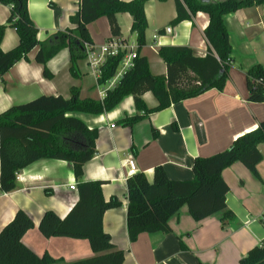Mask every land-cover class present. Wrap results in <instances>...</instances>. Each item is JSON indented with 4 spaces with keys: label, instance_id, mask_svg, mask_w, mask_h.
Wrapping results in <instances>:
<instances>
[{
    "label": "crops",
    "instance_id": "obj_1",
    "mask_svg": "<svg viewBox=\"0 0 264 264\" xmlns=\"http://www.w3.org/2000/svg\"><path fill=\"white\" fill-rule=\"evenodd\" d=\"M78 8L79 0H28L29 15L38 28V40L45 42L58 31L74 28L72 17ZM144 10L148 27L146 43L141 49L131 30L132 16L117 13L119 36L112 34L105 16L88 25L95 52L98 54L111 40H120L135 48L139 56L146 57L156 75L167 73V66L158 53L161 46H188L200 57L208 53L204 34L209 24L207 14L199 12L192 20H182L172 26L170 23L177 16L174 0H150ZM10 13V6L0 2V25L7 23ZM224 23L233 52L222 90L212 88L172 103L133 125L123 121L140 113L132 95L125 96L103 113H67L83 121L89 129L97 130L96 152L83 166L82 181H102L104 199L116 197L120 201L119 206L105 211L103 228L115 247L125 252L123 264H240L241 258L264 241V143L258 145L263 155L257 165L259 176L239 161L222 172L229 187L226 194L229 217L224 218V212L218 211L197 221L185 204L169 219V232H143L133 242L128 235L129 177L143 173L152 182L155 168L162 166L169 179L191 181L195 177L193 164L197 157L226 150L235 139L255 130L264 120V102L248 100L246 78L254 65L264 67V5L229 13L224 16ZM18 43L16 30L7 27L2 50L9 51ZM38 51L39 47H35L27 59L16 62L0 76V113L42 95L68 99L72 88L80 91L82 99L103 100L121 79L116 74L106 84H100L102 65L95 66L88 58L79 62L81 76L74 77L68 48L48 60L46 66L52 77L47 78L44 66L36 61ZM143 100L148 108L158 106L150 91L143 95ZM128 159H133L135 171L129 169ZM73 184L75 189L70 188ZM78 199V180L72 164L59 159H38L17 173L14 190L0 195V231L22 209L34 221V227L23 235L22 242L35 254L48 253L59 260L55 264H73L92 257L94 253L87 239L46 238L39 230L46 211H54L64 218Z\"/></svg>",
    "mask_w": 264,
    "mask_h": 264
},
{
    "label": "trees",
    "instance_id": "obj_2",
    "mask_svg": "<svg viewBox=\"0 0 264 264\" xmlns=\"http://www.w3.org/2000/svg\"><path fill=\"white\" fill-rule=\"evenodd\" d=\"M148 1L79 0L78 11L72 17L76 26L58 31L47 41L40 42L38 28L29 15L28 0H0L11 8L7 23L0 25V76L16 62L27 59L32 49L39 47L36 61L44 66L45 77H52L46 66L48 60L61 49L68 48L70 71L79 78V62L87 58L86 44L94 47L88 25L105 16L109 19L112 34L119 36L121 30L116 20L117 13L132 16L131 30L137 36L138 49H141L146 43L148 22L144 6ZM174 1L177 16L170 23L172 26L182 20H192L199 12L208 15L209 24L204 34L209 49L204 57L196 56L188 46H161L158 53L167 66L165 75L154 74L148 59L137 55L134 66L107 91L103 100L82 99L80 91L72 88L68 99L42 95L0 113L1 192L14 190L17 173L38 159L65 160L73 166L78 180V202L64 218L49 210L39 223V230L46 238L70 237L89 241L94 255L73 264H123L125 252L115 247L110 234L103 228L105 211L119 206L120 201L116 197L109 201L104 199L102 181H82L83 166L96 152L97 130L89 129L83 121L67 116V113H103L114 108L125 96L132 95L140 113L123 121L133 125L172 103L198 96L212 88L222 90L228 79L233 52L224 16L243 8L264 5V0ZM7 27L16 30L19 43L13 49L3 51L1 42ZM125 53L119 51L107 57L100 68V84H106L116 75ZM246 78L248 100L264 102V67L254 65L247 71ZM149 91L158 101L155 108H148L143 100V95ZM260 143H264V120L255 130L235 139L226 150L209 157H197L193 164L195 177L191 181L169 179L162 166L155 168L152 182L143 173L129 177L127 229L130 241H135L143 232H169V219L185 204L197 221L218 211L224 212V218L229 217L231 212L226 206L229 187L222 172L239 161L259 176L257 165L263 159L258 149ZM33 227L32 218L24 210H18L0 231V264L59 262L48 253L43 256L35 254L22 242L23 235ZM240 264H264V241L241 258Z\"/></svg>",
    "mask_w": 264,
    "mask_h": 264
},
{
    "label": "built area",
    "instance_id": "obj_3",
    "mask_svg": "<svg viewBox=\"0 0 264 264\" xmlns=\"http://www.w3.org/2000/svg\"><path fill=\"white\" fill-rule=\"evenodd\" d=\"M87 47V58L90 61L91 64H94L95 66H101L105 63L108 56L115 55L119 51H125V56L120 64V70L116 73L117 77H122L123 74L132 68L134 66V59L137 57V52L135 48L128 46L127 44H124L120 40H111L107 42L105 45H103L100 49V52L97 54L95 51V48L91 45L86 44ZM116 76V75H115ZM113 83V82H112ZM111 83V84H112ZM114 127V125H112ZM127 165L131 171H135V163L133 159H128ZM71 189H75L76 186L73 184L70 186ZM4 193L0 191V195Z\"/></svg>",
    "mask_w": 264,
    "mask_h": 264
}]
</instances>
